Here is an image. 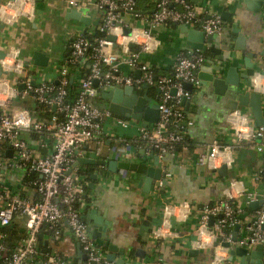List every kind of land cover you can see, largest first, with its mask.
I'll return each instance as SVG.
<instances>
[{"label":"crops","instance_id":"0c3cea01","mask_svg":"<svg viewBox=\"0 0 264 264\" xmlns=\"http://www.w3.org/2000/svg\"><path fill=\"white\" fill-rule=\"evenodd\" d=\"M18 1L0 0V4L11 2L13 4L9 8H12ZM154 1L137 0L135 7L137 16L130 12L121 14L119 20L121 28L116 32L118 33L116 48L113 46L110 48L112 53L119 54L121 46L126 44L129 51L140 53L142 63L148 65L158 77L169 76L173 72L177 56L181 54L185 56L204 54L209 64H220L217 56L209 50L193 54L187 52L185 50L186 36L177 26L166 25L151 29L149 49L147 52H142L141 46L145 43L142 34L143 31H149L148 21L155 9ZM71 3H77L80 8H87L86 17L91 22L98 20L100 23L99 14L91 5L92 0L34 1L32 4L34 15L26 19L27 21L21 18L15 20L12 16L5 22L15 21L5 25L0 20V52L6 53L11 47L19 50L20 59L29 64L25 75L30 83L33 81L37 83V75L42 74L47 82L57 85L55 71L64 66L65 54L71 50L77 35H90L96 30L92 24L85 27L66 19V14L75 9ZM196 7L204 18L208 17V13L219 15L224 11L229 13L232 22L237 25L245 38V52L253 55L251 62L256 73H262L264 6L259 13L247 10L243 0H202V3ZM13 10L10 9L11 12L6 14L11 16ZM224 24L223 34L213 37L212 44L221 51L224 57L222 65L225 69L230 67L233 58L239 60L238 73L241 74L245 70L243 57L240 52L231 49L236 43L237 36L231 32L230 24L225 22ZM124 28L131 30L129 37L123 36ZM36 51L48 57L46 67L33 64L31 57ZM121 72L124 76L134 78L141 76L140 72L126 67H122ZM25 75L15 74L13 81H23ZM257 77L255 76L252 81L254 89L259 91L260 86L264 87V78L261 77L259 80ZM70 78L72 79L73 76ZM81 79H77L78 83ZM245 91L248 89L245 83L241 82L239 92ZM188 92L191 95L187 100L189 106H181L184 115L181 129L182 144L177 146L172 154L159 160L158 167L162 170V179L153 181L149 192L143 190L142 180L145 177L137 173L120 171L117 175L108 172L105 167L78 166L81 172L83 171L79 176L83 178L85 185L84 220L87 228L95 229L97 235L101 236L94 240L102 246L106 257L123 258L135 264L139 262L142 264H212L214 257L212 249L195 248V233L201 209L221 203L225 199L237 203L236 201H239L245 193L255 194L257 200H254V203L262 201L264 197V127L255 128L252 116L248 115L251 126L256 132L254 142L233 146L234 131L230 127L232 112L226 108L232 96L214 94L210 84L200 85ZM145 93L150 99L158 101L159 92L156 88L135 89V94L139 96ZM100 94L101 92L98 96ZM11 101L12 106L23 107L29 111L34 110L36 105L34 97L29 94L24 98L18 95ZM248 110H244L243 113L248 114ZM34 116L40 118V121L45 120L43 113H37ZM54 118H57V115L49 117L47 123H51ZM139 126L137 123L136 126L126 130L118 128L114 136H106L100 143L92 141L85 146L84 158L117 159L153 166L157 153L149 143L140 140L137 129ZM106 129L108 130V125L105 131ZM26 138L29 145L37 148L41 155L50 149L51 141L47 135L30 134ZM214 142L225 146L230 145L232 147L230 154L219 157L213 169L199 165V157L206 154ZM120 149L126 152L123 157L117 158L115 153H118ZM7 150L9 149L5 145L6 162L2 169L4 186L10 191H18L22 197L31 202L35 201L37 197L34 188L27 186L28 183L24 182L25 170L12 166V157L6 156ZM97 151L98 157L95 156ZM222 166H225L226 170L219 173ZM166 174L169 176L165 177ZM92 176H95V179H92ZM162 181H165L166 185ZM250 203L242 201L239 203L241 207L239 215L247 214V217L244 220H241L239 215L236 217L235 223L241 225L238 240L248 237L246 225L253 220L261 207L252 212L248 209ZM170 206H175L176 209L173 213L166 214V208ZM219 220L215 217L208 228L212 230ZM162 221H167L170 225L163 227L169 236L154 240L150 232ZM103 222L108 225L105 226ZM3 229L8 233L12 242L10 244L17 246L26 236V220L17 217L10 227L0 226V235ZM233 233L234 229L231 226L227 235L231 238ZM110 245L113 246L112 251L109 250ZM38 248L42 254V261L48 256L60 259L65 264H82L85 260L78 242L69 234L66 224L56 228L43 226L38 235ZM216 257L218 259L227 257L226 250L218 249Z\"/></svg>","mask_w":264,"mask_h":264},{"label":"built area","instance_id":"2783aa9c","mask_svg":"<svg viewBox=\"0 0 264 264\" xmlns=\"http://www.w3.org/2000/svg\"><path fill=\"white\" fill-rule=\"evenodd\" d=\"M34 0H30V4ZM137 0H92V7L100 16V23L95 27L101 34L114 35L117 38V30L121 25L119 20L124 12L133 13ZM229 3V2H228ZM7 2L0 4V20L3 24H11L19 18H32L33 9L28 17L18 16L12 22H5L1 17V11L10 13V5ZM75 9L80 8L77 3H71ZM154 12L148 21L149 31H143L145 43L141 46L142 52H147L151 41L150 31L169 23L183 24L202 31L206 36L217 37L223 34L224 22L219 14L208 13L204 18L195 5L188 0H155ZM112 44L106 38H98L90 43L81 34L77 35L72 43V61H79L80 65L88 63L90 74L82 78L79 85V93L74 100H68L66 87L70 75L68 66L57 68V87L47 82L42 74L37 75L38 88L30 85L26 78V64L19 57V50L11 47L0 60V145H6L12 154V166H18L25 170V174H34L33 179L27 186L34 188L37 199L29 201L22 197L18 191H10L4 186L3 166L6 160L0 152V226L10 227L15 218L26 220V236L22 239L10 255L5 254L4 236L0 235V264H26L41 261L42 264H65L60 259L45 257L38 248V235L43 226L56 228L66 224L69 234L78 242L85 260L82 264H114L107 261L101 245L92 237L84 220L85 208V185L83 178L78 174V167H73L78 158H84L85 146L92 141L100 143L104 137L114 136L117 129L126 130L136 126L137 122L116 118L106 110H100L94 105L98 99V87L102 89L109 86H132L159 90V120L151 127L138 126L139 138L142 142L149 143L156 151L159 160L172 154L176 146L183 141L182 123L184 115L181 108L182 98L187 100L190 93L183 90L182 84H189L196 89L200 86L197 78L198 72L205 65L206 59L200 55H178L173 72L169 76H155L152 69L142 63L140 53L127 49L126 44L120 48L119 54L110 51ZM90 51V53H89ZM263 71L257 74L260 80L264 78V51L261 54ZM140 72V78L124 76L121 68ZM25 75L23 81H13L14 75ZM93 81H98V87H93ZM22 83L25 88L20 93L16 86ZM171 89L176 94L171 95ZM4 90H6L4 92ZM264 99V87L258 89ZM33 92L35 102L44 107L55 108L57 118L51 123L34 120L30 111L23 107L12 106L13 99L18 95L26 97ZM249 114L233 111L231 113L230 127L234 131L235 145L254 142L255 130L249 120ZM108 125V130L105 127ZM243 128H245L243 130ZM30 134L47 135L50 137V149L44 154L37 148L29 145L26 136ZM232 147L220 145L214 142L208 152L199 157L198 164L208 168L215 165L224 154H230ZM124 149L116 152V157L121 158L125 154ZM98 157V151L95 152ZM264 170V166H263ZM169 175L166 174L165 177ZM257 200L255 194H243L237 203L225 199L221 203L205 206L198 216V224L195 233V248L198 250L212 249L214 257L212 264H230L226 257L217 260L216 255L220 246L214 247V243H231L230 236L224 233L225 228L235 224L237 215L241 213L240 202L250 203ZM263 205L256 212L255 217L246 225V231L250 235L238 240L233 246L245 247L249 250L257 246L264 249V231L261 225L264 223V197ZM175 206L166 208L167 213H173ZM222 215L218 223L209 229V218ZM167 220V219H166ZM168 221V220H167ZM167 221H162L150 232L155 240L168 237L163 230ZM233 264V263H231Z\"/></svg>","mask_w":264,"mask_h":264},{"label":"water","instance_id":"95a60500","mask_svg":"<svg viewBox=\"0 0 264 264\" xmlns=\"http://www.w3.org/2000/svg\"><path fill=\"white\" fill-rule=\"evenodd\" d=\"M35 2H41L42 0H34ZM192 5H198L202 3V0H188ZM246 9L253 12L259 13L264 6V0H243ZM88 12L87 8H78L69 11L66 14V19L77 22L78 24L88 27L93 25L96 27L98 25V20L91 22L89 18L86 17ZM220 18L223 22L230 24L231 32L237 36L236 43L231 49L241 53L244 63V72L239 74V60L232 59L230 67L225 69L222 65L224 61L221 51L217 49L213 44V37L206 36L202 31L191 28L183 24L176 25L179 31L186 36V51L190 54L195 52H206L210 51L213 55L217 56L219 65L209 64L206 60L205 65L197 74L200 85L206 86L210 84L213 88L214 94L218 96L230 95L232 96L227 102L226 108L233 111H240L243 113L244 110H248V114L252 116L254 121V126L257 129L264 127V99L259 91L254 89L253 78L257 75L254 65L251 62L253 55L245 52V38L241 30L237 27L235 23L232 22V17L227 12H222ZM22 20L27 21L25 18ZM130 29H123V36L129 37ZM106 40L110 42L113 48H116L117 38L114 35H108ZM131 47V46H130ZM5 57V52H0V60ZM31 60L35 66L46 67L48 65V57L39 51L33 53ZM212 65V66H211ZM2 72L0 71V76ZM241 82L245 83V87L248 91L243 93L239 92V87ZM33 88H38V84L33 81L30 83ZM93 87H98V81H93ZM184 91H191L192 87L189 84H182ZM25 86L19 85L17 92L24 90ZM135 87L132 86H109L102 89L101 94L98 99L94 100V105L100 110H106L116 118L131 120L137 122L141 125L142 128H147L148 125H155L159 120V102L157 100L150 99L147 97L146 93L142 96L135 94ZM143 90H148L146 85L142 86ZM257 89V88H256ZM159 92V90H158ZM176 90L171 89V95H175ZM30 96H33V92L29 93ZM181 106L188 107L189 102L186 98H182ZM55 110V108H52ZM245 114V113H244ZM13 152L9 149L6 151V156L11 158ZM80 165L88 166H99L105 167L108 172L113 174H119L120 171H127L137 173L142 175L144 180V192H149L150 187L153 181H160L162 179V170L159 169V159L154 158L153 166L149 167L146 164H140L135 162L120 161L117 159L110 160H100V159H89V158H78L74 163L73 167H78ZM226 167L222 166L219 169V173L225 172ZM92 179H95V176H92ZM166 185L165 181H162ZM263 205V201H257L256 203L252 202L248 205L250 211H255L259 206ZM247 217V214L239 215L241 220H244ZM215 217L209 218V224L213 222ZM217 219H221L222 215L216 216ZM94 220V219H93ZM96 221V220H94ZM101 223V222H100ZM105 226L108 224L104 223ZM249 225V223H247ZM241 225L235 223L233 225L234 233L231 235V243H214V247L220 246L221 249L226 250L227 263L233 264H264V249L262 246H257L252 250H249L245 247L233 246L238 242V231ZM261 229L264 231V223L261 225ZM91 237L96 239L101 237L97 235L95 229H90L88 227ZM104 230V229H103ZM248 235L250 233L248 232ZM113 246H109V250L112 251ZM124 255V254H121ZM85 258V255H84ZM107 261L114 264H135L133 261H125L122 259H116L114 256L106 257ZM237 260V261H236ZM236 262V263H235ZM26 264H42V262H34L28 260ZM142 264V263H136Z\"/></svg>","mask_w":264,"mask_h":264},{"label":"trees","instance_id":"16d2710c","mask_svg":"<svg viewBox=\"0 0 264 264\" xmlns=\"http://www.w3.org/2000/svg\"><path fill=\"white\" fill-rule=\"evenodd\" d=\"M168 26H176L175 24L169 23L167 24ZM86 40H88L90 43H94V41L98 38H106L107 35L106 34H101L99 32H97L96 30L91 33L90 35H84L83 36ZM74 42V41H73ZM90 53V51H89ZM202 55L205 59H206V55L204 54H200ZM73 57H72V50L67 51L65 54V60L63 62L64 66H68L70 69V75L68 78V84L66 87V91H67V95H68V100H74L76 98V96L79 93V85H78V80L79 78H86L89 74H90V69L88 67V63L84 64V65H80L79 61H72ZM73 76V78L71 79L70 77ZM71 79V80H70ZM54 85V84H53ZM54 87H57V85H54ZM153 90V88H150ZM155 89V88H154ZM98 92L102 91L101 87L97 88ZM159 97V95H158ZM32 117L34 118V120L40 121L41 119L39 118H35L34 114L36 115L37 113H43L44 114V121H48L47 119L51 116L57 115L55 112L52 111V109L50 107H44V106H40L36 103L34 110L30 111ZM182 144V143H181ZM177 146H180L177 145ZM176 146V148H177ZM0 152L2 154V158H4L5 156V145H0ZM83 172V171H82ZM81 169L78 168V174L82 175ZM25 178V183H30L31 181H33V179H37L36 175L34 174H25L24 175ZM7 228V227H4ZM229 229L230 228H225L224 229V233L228 234L229 233ZM4 236V247H5V254L8 256L12 253V251L16 248V245H12L10 243V239L8 237V233L5 232V229L2 230V234Z\"/></svg>","mask_w":264,"mask_h":264},{"label":"bare ground","instance_id":"6f19581e","mask_svg":"<svg viewBox=\"0 0 264 264\" xmlns=\"http://www.w3.org/2000/svg\"><path fill=\"white\" fill-rule=\"evenodd\" d=\"M13 6L14 7L10 8V9H14L13 10V13L11 14V16H9L8 14H6V12L4 10L1 11V17H2V19L4 21H7L12 16H14V19H16L18 16L28 17V16L31 15L32 6L30 4V0H19ZM2 89H4V87L0 86V90H2ZM5 91L6 90H4V92ZM217 260H221V259H218L217 258Z\"/></svg>","mask_w":264,"mask_h":264}]
</instances>
